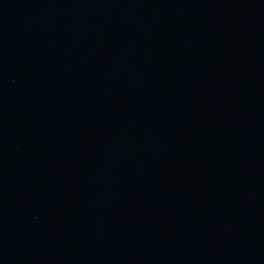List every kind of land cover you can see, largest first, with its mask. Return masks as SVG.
Returning a JSON list of instances; mask_svg holds the SVG:
<instances>
[{
  "label": "water",
  "instance_id": "water-1",
  "mask_svg": "<svg viewBox=\"0 0 264 264\" xmlns=\"http://www.w3.org/2000/svg\"><path fill=\"white\" fill-rule=\"evenodd\" d=\"M0 264H264V0H0Z\"/></svg>",
  "mask_w": 264,
  "mask_h": 264
}]
</instances>
